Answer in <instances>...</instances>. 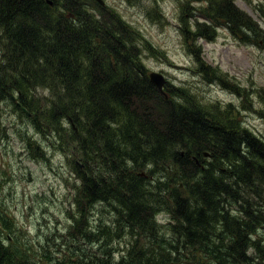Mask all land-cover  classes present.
Listing matches in <instances>:
<instances>
[{
    "label": "trees",
    "instance_id": "16d2710c",
    "mask_svg": "<svg viewBox=\"0 0 264 264\" xmlns=\"http://www.w3.org/2000/svg\"><path fill=\"white\" fill-rule=\"evenodd\" d=\"M50 1L0 0V104L15 94L39 132L67 119L75 159L96 174L81 177L86 203L116 199L144 226L153 212L170 211L179 254L264 264V141L196 107L183 89L167 86L166 98L139 62L140 33L113 10L97 15L82 0ZM204 11L217 25L197 19L186 39L199 55L198 40L214 39L218 19L235 37L262 33L234 0H212Z\"/></svg>",
    "mask_w": 264,
    "mask_h": 264
},
{
    "label": "rangeland",
    "instance_id": "374dc122",
    "mask_svg": "<svg viewBox=\"0 0 264 264\" xmlns=\"http://www.w3.org/2000/svg\"><path fill=\"white\" fill-rule=\"evenodd\" d=\"M82 1L97 15L102 9L94 0ZM104 1L140 33L134 44L148 74H163L168 86L185 90L196 107L228 125L237 121L238 130L264 141V0H234L262 32H237L239 37L247 33L252 42L236 38L218 19L214 39L198 40L200 55L186 39L197 19L206 21L204 8L212 0ZM63 11L62 5L53 10ZM187 26L190 34L183 33ZM47 94L38 93L41 99ZM31 117L10 99L0 104V264L205 263L199 252L179 254L170 211L153 212L144 226L132 222L129 209L116 199L86 203L81 177L96 174L83 158L75 159L76 147L68 143L71 125L61 118L60 125L39 132ZM154 178L152 185L160 180ZM260 237L264 245L263 230Z\"/></svg>",
    "mask_w": 264,
    "mask_h": 264
},
{
    "label": "water",
    "instance_id": "95a60500",
    "mask_svg": "<svg viewBox=\"0 0 264 264\" xmlns=\"http://www.w3.org/2000/svg\"><path fill=\"white\" fill-rule=\"evenodd\" d=\"M101 5H104L103 0H97ZM51 3V2H50ZM151 83L154 84L155 86L158 87V89L164 94V88L166 86V79L165 77L157 72H153L149 75ZM13 100H16V98L14 96H12ZM19 109H21L27 116H30L31 114L24 108L22 107L20 104H18ZM205 156H208V154L206 153ZM144 175V174H142Z\"/></svg>",
    "mask_w": 264,
    "mask_h": 264
}]
</instances>
